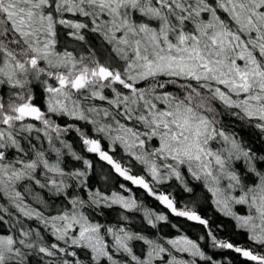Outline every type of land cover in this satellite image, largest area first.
Here are the masks:
<instances>
[{"label":"snow or ice","instance_id":"snow-or-ice-1","mask_svg":"<svg viewBox=\"0 0 264 264\" xmlns=\"http://www.w3.org/2000/svg\"><path fill=\"white\" fill-rule=\"evenodd\" d=\"M225 116L264 142V0H0V264H221L201 242L264 264V149ZM173 181L189 201L161 190ZM197 186L251 246L220 236ZM114 207L117 223L96 219Z\"/></svg>","mask_w":264,"mask_h":264},{"label":"trees","instance_id":"trees-1","mask_svg":"<svg viewBox=\"0 0 264 264\" xmlns=\"http://www.w3.org/2000/svg\"><path fill=\"white\" fill-rule=\"evenodd\" d=\"M98 55L101 57V59L104 58V53L102 51H98ZM34 96H35V102L41 106L42 109H44V103H43V89L39 86L36 85L34 87ZM58 124L63 126L65 122H72L68 121L67 117H57L53 116L52 117ZM224 123L229 127L231 131L237 132L240 136L243 137L245 141L248 142L250 146H252L256 150L264 149V142H261L259 140V133L256 129L251 128L247 125H242L238 121H234L233 119L225 116L224 118ZM78 124H81L82 127L85 128L86 131L91 130V126H85L81 122H75ZM70 143L73 144L74 150L76 151H82L81 145L79 143V138L76 136V133H70L65 137ZM104 146L107 148V141H104ZM89 159H91L95 165V171L94 174L91 177L90 183H92L95 187H100V188H105L107 187L104 184V181L100 178L102 170L104 173H107L110 171L109 166H107L104 162L99 161L98 158L95 155L92 154H87L84 153ZM116 155L119 157L122 155V153L118 150ZM70 159V158H69ZM73 165L76 167H79L80 165L76 162H71ZM135 171H142V169L137 166ZM113 182L111 187H114L118 190V186L120 183H126L130 188H132V193L135 195V197L138 199V201L142 202L144 206L150 207L155 211H166L162 205L159 204L158 201H156L153 197H149L147 193L138 187L132 186L129 182L123 181L121 178L116 177L115 174L113 173ZM195 183V182H194ZM172 184L174 186L169 187L168 185H165L163 188H161L162 191H170L172 192L178 200H180L182 203L187 202L191 199L190 194L183 192L182 189L179 188V186H175V182L173 181ZM110 190V189H109ZM43 195L47 198V193L44 192ZM206 194L203 192L202 188L200 186L196 187V195L195 198L198 200L200 206H201V211L203 214L207 215L208 217H211L215 222L219 223L223 221L225 224V230L220 233L221 237H226V238H231V240L234 243L241 244V245H246V246H251L250 242L247 241L246 236L243 233H238L235 232L231 227V221L227 220L226 218L220 217L219 214L214 212V209L211 207L210 202L206 203L204 201V196ZM120 209L118 207H114L113 209H104V214L99 215L96 217L97 220H99L102 223H117L119 221V213ZM142 213H137L135 214L136 216V221L134 223V227H139L140 224V216ZM173 222H177L176 218L170 217ZM179 223L182 226V230L189 235L193 239H198L200 235L204 233V230L202 226H198L192 222H184L183 220L179 221ZM151 232L155 233L156 230H150ZM165 236H175L176 230L172 229L170 227H167L161 224L160 227V233ZM202 245L204 246V250L208 255L213 256L214 259L218 260L221 262V264H240V258L237 256L236 253H233L231 251H222L219 249H212L211 247L208 246L206 242H201ZM82 258L83 257V254Z\"/></svg>","mask_w":264,"mask_h":264}]
</instances>
